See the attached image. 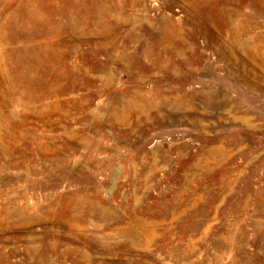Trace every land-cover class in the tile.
<instances>
[{
    "label": "rangeland",
    "instance_id": "obj_1",
    "mask_svg": "<svg viewBox=\"0 0 264 264\" xmlns=\"http://www.w3.org/2000/svg\"><path fill=\"white\" fill-rule=\"evenodd\" d=\"M0 264H264V0H0Z\"/></svg>",
    "mask_w": 264,
    "mask_h": 264
}]
</instances>
